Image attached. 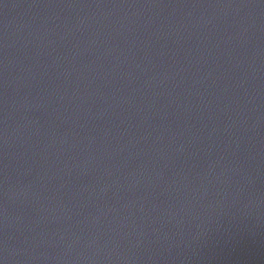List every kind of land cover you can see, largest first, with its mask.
<instances>
[{
	"label": "water",
	"instance_id": "1",
	"mask_svg": "<svg viewBox=\"0 0 264 264\" xmlns=\"http://www.w3.org/2000/svg\"><path fill=\"white\" fill-rule=\"evenodd\" d=\"M0 264H264V0H0Z\"/></svg>",
	"mask_w": 264,
	"mask_h": 264
}]
</instances>
